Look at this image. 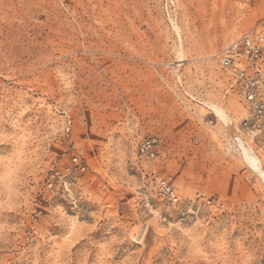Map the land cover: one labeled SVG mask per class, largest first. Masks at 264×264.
Wrapping results in <instances>:
<instances>
[{
  "label": "rangeland",
  "instance_id": "1",
  "mask_svg": "<svg viewBox=\"0 0 264 264\" xmlns=\"http://www.w3.org/2000/svg\"><path fill=\"white\" fill-rule=\"evenodd\" d=\"M249 32L264 82V0H0V264H264L248 107L218 63ZM71 155L86 169L45 202Z\"/></svg>",
  "mask_w": 264,
  "mask_h": 264
},
{
  "label": "built area",
  "instance_id": "2",
  "mask_svg": "<svg viewBox=\"0 0 264 264\" xmlns=\"http://www.w3.org/2000/svg\"><path fill=\"white\" fill-rule=\"evenodd\" d=\"M258 55L259 45L253 33L249 32L228 45L218 57L219 66L231 76L232 83L237 84L248 107L247 117L240 123L241 132L233 138L235 143L237 138L243 139V134L251 138L264 137V82H260L258 77L259 71L256 65ZM248 67L253 71H248ZM159 143L156 135L143 138L137 147L138 155L146 159H154L159 153ZM85 169L84 161L76 155H71L69 162L62 169H53L49 172L42 187L43 200L48 202L59 193H69L72 176ZM156 183L161 197L171 203L178 201L171 175L159 176Z\"/></svg>",
  "mask_w": 264,
  "mask_h": 264
},
{
  "label": "bare ground",
  "instance_id": "3",
  "mask_svg": "<svg viewBox=\"0 0 264 264\" xmlns=\"http://www.w3.org/2000/svg\"><path fill=\"white\" fill-rule=\"evenodd\" d=\"M210 107L220 119H222V120L226 119V115L224 113V110L220 106H218L215 103H210ZM237 143H239V151H241V153L243 154L244 158L247 161L252 162L254 167H255V170L257 172H260L263 175V178H264V172L259 167V164L261 162H260L259 158L254 154L251 145L248 144L243 139H238Z\"/></svg>",
  "mask_w": 264,
  "mask_h": 264
}]
</instances>
